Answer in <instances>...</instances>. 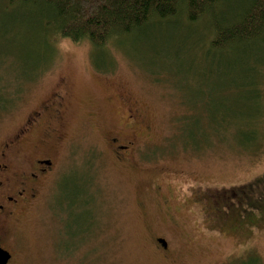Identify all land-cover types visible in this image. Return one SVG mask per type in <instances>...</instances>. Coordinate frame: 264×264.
Wrapping results in <instances>:
<instances>
[{"label":"rangeland","instance_id":"1","mask_svg":"<svg viewBox=\"0 0 264 264\" xmlns=\"http://www.w3.org/2000/svg\"><path fill=\"white\" fill-rule=\"evenodd\" d=\"M1 1L0 152L53 106V131L37 128L10 151L14 169L37 153L53 160L9 225L10 264H264V193L252 210L231 193L264 175V66L254 61L264 54L209 49L206 23L180 17L107 52L59 38L40 70L33 23L5 21ZM115 132L134 139L131 159L116 156Z\"/></svg>","mask_w":264,"mask_h":264},{"label":"trees","instance_id":"2","mask_svg":"<svg viewBox=\"0 0 264 264\" xmlns=\"http://www.w3.org/2000/svg\"><path fill=\"white\" fill-rule=\"evenodd\" d=\"M6 2L5 21L17 17L33 23L32 36L41 40L35 50L37 63L45 60L44 53L56 52V41L69 38L74 42L87 41L97 53L107 52L110 43L121 37L146 29L156 22L181 20L189 26L206 23L211 35L209 49L238 51L249 58L264 48V0H2ZM23 12L20 14L17 11ZM14 31V30H10ZM32 37V38H33ZM43 53V54H42ZM244 56V57H245ZM53 58V57H52ZM255 58V57H254ZM109 59V57H108ZM255 62L264 66V59ZM42 64V65H41ZM38 63L43 69L44 63ZM47 65V64H46ZM45 65V66H46ZM102 68V67H101ZM247 69L253 66L248 64ZM34 71V70H33ZM34 75L29 74L31 79ZM256 134V133H255ZM257 137V135H256ZM252 138V142L254 139ZM251 142V143H252ZM244 194L234 192L238 207L249 199V209H254L253 198L264 193V175L248 186ZM243 196V198H242ZM230 205L228 211H231Z\"/></svg>","mask_w":264,"mask_h":264},{"label":"flooded vegetation","instance_id":"3","mask_svg":"<svg viewBox=\"0 0 264 264\" xmlns=\"http://www.w3.org/2000/svg\"><path fill=\"white\" fill-rule=\"evenodd\" d=\"M57 103L54 106L53 115L57 117L63 113L62 97L56 95ZM53 110L52 104L41 106L26 119L17 134L4 145V149L0 152V247L9 251L10 259L6 264H10L13 258V253L5 245L9 240V225L13 218L17 217L24 209L25 204L31 202L37 196L39 187L53 167V160L50 156H45L42 153H37L30 160L24 161L23 167L14 169L9 162L11 149L15 144L21 145V140L31 136L37 128L43 129L44 133L48 134L53 131L48 114ZM130 118L134 119V114H130ZM55 132H57L55 130ZM42 139L40 143H44ZM109 142L115 150L116 156L121 160L131 159L133 156L132 147L134 139L122 140L118 133L109 136ZM9 151V153H8ZM201 198L204 197L198 191ZM237 193V192H236ZM232 203H230L231 205ZM227 208H229V206ZM219 210L218 208H216ZM228 210V209H227ZM226 210V211H227ZM230 212V211H227ZM161 237H157V243L164 249H167L159 241ZM168 244V243H167Z\"/></svg>","mask_w":264,"mask_h":264},{"label":"water","instance_id":"4","mask_svg":"<svg viewBox=\"0 0 264 264\" xmlns=\"http://www.w3.org/2000/svg\"><path fill=\"white\" fill-rule=\"evenodd\" d=\"M159 241L163 244L164 247L167 246V242L165 239L161 238ZM10 257V252L0 247V264H6Z\"/></svg>","mask_w":264,"mask_h":264}]
</instances>
